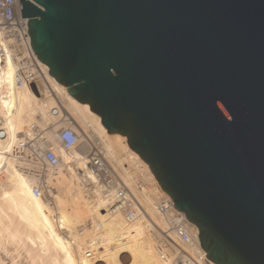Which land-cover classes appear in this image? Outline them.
<instances>
[{
    "label": "water",
    "instance_id": "95a60500",
    "mask_svg": "<svg viewBox=\"0 0 264 264\" xmlns=\"http://www.w3.org/2000/svg\"><path fill=\"white\" fill-rule=\"evenodd\" d=\"M38 59L127 137L214 264H264V0H20Z\"/></svg>",
    "mask_w": 264,
    "mask_h": 264
},
{
    "label": "bare ground",
    "instance_id": "6f19581e",
    "mask_svg": "<svg viewBox=\"0 0 264 264\" xmlns=\"http://www.w3.org/2000/svg\"><path fill=\"white\" fill-rule=\"evenodd\" d=\"M15 74L16 64L11 58L6 59L5 65L0 66V174L4 175L0 179V264H6L7 260L8 264H79L73 251L78 238L75 227L79 224L92 229L87 230L92 234L87 245L95 257L88 259L86 253L85 264H175V253L163 255L158 248L163 234H168L166 236L173 242H179L169 231L167 218L157 209L158 197L164 192L148 164L129 148L126 137L109 134L101 117L92 112L89 105L72 98L51 75V86L39 99L28 86L15 85ZM59 101L66 105L61 106ZM54 108H59L55 118L58 122L62 120L64 109L82 129L81 137L84 135L89 146H96L95 142L102 145L109 161L123 169L122 181L132 187L129 189H133L132 193L144 208V212L137 208L136 220L127 222L114 203L115 191L100 187L99 177L87 166V156L79 151L85 141L80 139L75 148L65 150L57 142L53 130L46 135L62 160L52 195L60 216L53 213L47 198L34 193V177L27 175V159H18L13 150L20 142L21 134L29 132L32 116L37 111L43 115L40 127L49 130L51 122L47 112ZM49 177L52 179L53 174ZM82 182L95 184L96 192L92 198L85 195ZM142 182L147 188L141 187ZM69 204L73 207L72 214L64 209ZM156 227L168 229L166 232L159 229L157 238ZM64 230L74 236L68 237ZM82 233L79 236L86 237L87 232ZM185 249L195 255L201 250V244L185 246Z\"/></svg>",
    "mask_w": 264,
    "mask_h": 264
},
{
    "label": "built area",
    "instance_id": "2783aa9c",
    "mask_svg": "<svg viewBox=\"0 0 264 264\" xmlns=\"http://www.w3.org/2000/svg\"><path fill=\"white\" fill-rule=\"evenodd\" d=\"M28 22L29 19H23L20 0H0V66L5 65L6 59L11 58L16 64L15 85L28 86L35 96L41 97L43 89L51 86L50 70L35 55L28 32ZM1 59H3L2 62ZM59 104L63 106L60 101ZM47 114L51 122L49 130L54 131L57 142L65 150L75 148L81 139V133L74 128L73 122L68 120L70 126L58 129L59 122L55 118L59 114V108L51 109ZM42 122L43 115L37 111L32 116L29 132L21 134V140L15 145L13 154L18 159H27V172L34 177V193L45 198H52L55 192L54 184L57 181V169L62 160L57 155L52 142L49 141L47 131L40 127ZM86 156L87 166L99 177L104 189L115 191L113 200L117 210L127 222L136 220L137 208H140L142 212L144 208L129 187L112 174L102 150L90 147ZM50 173L53 174L52 179L49 177ZM157 209L167 218L169 231L179 240V242H173L167 237L168 234L163 235L158 247L161 253H164L163 255L169 252L175 253V264H214L208 259L202 247L195 255L185 249V246L200 244L199 230L188 221L184 213L175 208L173 199L167 193L164 192L159 196ZM94 257V252L87 253L88 259Z\"/></svg>",
    "mask_w": 264,
    "mask_h": 264
},
{
    "label": "rangeland",
    "instance_id": "374dc122",
    "mask_svg": "<svg viewBox=\"0 0 264 264\" xmlns=\"http://www.w3.org/2000/svg\"><path fill=\"white\" fill-rule=\"evenodd\" d=\"M44 92H45V89H43V94H44ZM39 99H42V96L40 97L39 96ZM62 104H63V106H65L66 104L65 103H63L62 102ZM63 112H64V115L62 116V120L59 122V125H60V127H58V129H60V128H63V127H68V126H70L69 125V121H71V122H73L74 123V125H75V129H77V131H79V133H81V130L82 129H80V127H79V125H77V123L75 122V120L73 119V117L67 112V111H65L64 109H63ZM69 120V121H68ZM62 123H65V125H61ZM67 124H68V126H67ZM49 128H51L50 126H49ZM52 130V129H51ZM51 130H47V133L49 132V131H51ZM57 130V129H56ZM108 132V131H107ZM48 135V134H47ZM50 139V138H49ZM83 139H85V137H84V135L81 137V140L82 141H85V142H83L82 143V145L79 147V151H81L83 154H87L88 152H89V148L90 147H93L92 146V144H90V146H89V144H88V142H87V140L85 139V140H83ZM51 140V139H50ZM93 140V139H92ZM94 141V140H93ZM126 141H127V144H128V139H127V137H126ZM95 142V141H94ZM95 144H97L96 146H94L93 148H95V147H97V148H99L100 150H102V152H103V155H104V157H105V160L107 161V164H108V167H109V169L111 170V172H112V174L117 178V180H119V181H121L122 182V174H121V172H122V168H119V167H117L116 165H115V163L114 162H110L109 161V159L106 157V152H104L105 150L104 149H102L103 147H102V145H100L99 143H96L95 142ZM128 146H129V144H128ZM129 148H130V146H129ZM131 149V148H130ZM104 150V151H103ZM141 158V157H140ZM149 166V165H148ZM126 168L128 167V166H125ZM69 168V167H68ZM150 168V167H149ZM73 171V170H72ZM76 176L78 175L77 173H75V172H73ZM153 173V172H152ZM27 175H29V174H27ZM3 176L4 175H2V174H0V179L2 180L3 179ZM155 176V175H154ZM78 177V179L80 180V181H83V179L82 178H80L79 176H77ZM58 180V179H57ZM158 182V181H157ZM56 184H57V181L55 182ZM83 183V185L85 186L84 187V189H85V195L87 196V198H92L94 195H95V192H96V186H95V184H93V183H87V182H82ZM100 183H101V185H100V187H102L103 186V183L100 181ZM159 184V183H158ZM129 186V185H128ZM141 187H143V188H147V186H145L144 184H143V182L141 183ZM130 188V187H129ZM132 188V187H131ZM130 188V189H131ZM160 188H161V186H160ZM162 189V188H161ZM132 191H133V189H132ZM138 191L139 192H142V190L141 189H138ZM163 191V190H162ZM94 192V193H93ZM55 193V192H54ZM56 193H57V191H56ZM93 193V194H92ZM56 194H54V196H55ZM93 195V196H92ZM159 198V197H158ZM47 200V203H48V205H49V207L51 208V210L53 211V213L55 214V215H57V217H59L60 216V213H59V209L57 208L58 207V205L56 204V202H55V200H54V198H47L46 199ZM63 203H66V201H63ZM70 206V207H69ZM64 209L66 210V212L67 213H70V214H72L73 213V207L69 204V205H65L64 206ZM70 209V210H69ZM146 215V214H145ZM146 217H147V219L150 221V217H148L147 215H146ZM76 232H77V239H76V241H75V245H74V253H76L75 255H76V257H77V259H78V262H79V264H85L86 263V253H89V252H91L90 250V248H89V245H87L88 243H89V240L91 239V237H92V234H90V233H88V231L87 230H89L90 231V229L91 228H89V229H86L85 228V225H82L81 226V224H79V225H77L76 227ZM159 229H161V228H155V235H157V238L159 237V234H158V230ZM168 229V228H167ZM167 229L166 230H163V229H161L163 232H166L167 231ZM91 231H92V229H91ZM64 233H66V235L68 236V237H71V236H74V234L73 233H68L66 230H64L63 231ZM83 232V233H82ZM87 232L88 233V235H87V233H86V237H80L79 236V234L81 235V233L82 234H85V233ZM160 232V231H159ZM163 235H165V234H163ZM89 236H91V237H89ZM161 238H162V236H161ZM86 239V240H85ZM79 241V242H78ZM81 243V244H80ZM83 245V246H82ZM89 249V250H88ZM79 250V251H78ZM82 253V254H81ZM83 254H85V255H83ZM81 255V256H80ZM128 255V254H127ZM84 256H85V259H82V258H84ZM85 260V261H84ZM82 261V262H81ZM8 260L5 262L6 264H8ZM95 264H98V263H95ZM100 264V263H99Z\"/></svg>",
    "mask_w": 264,
    "mask_h": 264
}]
</instances>
